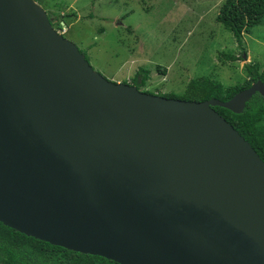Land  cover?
I'll return each mask as SVG.
<instances>
[{
	"label": "water",
	"instance_id": "obj_1",
	"mask_svg": "<svg viewBox=\"0 0 264 264\" xmlns=\"http://www.w3.org/2000/svg\"><path fill=\"white\" fill-rule=\"evenodd\" d=\"M255 93L112 82L34 0H0V222L119 264H264V162L213 108Z\"/></svg>",
	"mask_w": 264,
	"mask_h": 264
},
{
	"label": "rangeland",
	"instance_id": "obj_2",
	"mask_svg": "<svg viewBox=\"0 0 264 264\" xmlns=\"http://www.w3.org/2000/svg\"><path fill=\"white\" fill-rule=\"evenodd\" d=\"M34 1L53 24L65 17L57 32H65L106 79L134 85L136 71L148 70L145 85L135 86L149 94L181 96L200 76L241 83L248 79L245 63L264 66V18L244 30L238 44L216 21L224 0ZM228 54L246 58L231 61Z\"/></svg>",
	"mask_w": 264,
	"mask_h": 264
},
{
	"label": "trees",
	"instance_id": "obj_3",
	"mask_svg": "<svg viewBox=\"0 0 264 264\" xmlns=\"http://www.w3.org/2000/svg\"><path fill=\"white\" fill-rule=\"evenodd\" d=\"M65 17L53 24L57 29H62L60 22ZM264 18V0H224L216 15V21L233 34L238 44L244 30L258 25ZM50 19V17H49ZM63 32V36H65ZM82 52V51H81ZM234 61L243 59L233 54L224 55ZM85 58L87 59L86 55ZM248 79L231 85H224L217 79L209 76L192 78L186 85L181 96L162 94L168 98L201 101L217 98L222 101L229 100L238 91L249 87L260 79L264 82V66L260 68L257 63H245ZM162 74L166 73L165 67L157 68ZM149 76V71L139 68L134 79V85L142 87ZM247 140L264 162V98L255 93L246 103L240 114L220 107H213ZM0 264H119L112 260L97 255L83 254L61 246L49 244L20 233L0 222Z\"/></svg>",
	"mask_w": 264,
	"mask_h": 264
}]
</instances>
